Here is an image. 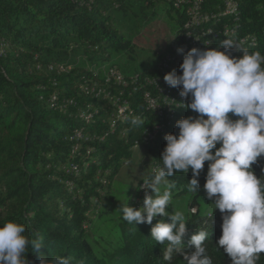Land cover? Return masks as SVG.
Wrapping results in <instances>:
<instances>
[{
    "label": "trees",
    "instance_id": "16d2710c",
    "mask_svg": "<svg viewBox=\"0 0 264 264\" xmlns=\"http://www.w3.org/2000/svg\"><path fill=\"white\" fill-rule=\"evenodd\" d=\"M233 1L237 9L228 14L224 0H204L211 19L187 27L186 8L174 0H0V225L21 223L29 238L43 237L40 251L49 259L65 255L74 264H168L151 227L170 219L129 224L119 211L122 202L137 208L140 183L153 171L124 195L117 177L126 161H135L138 149L160 166L166 134H178L176 122L197 115L179 107L190 98L164 81L173 70L182 74L179 66L190 50L186 32L210 39L212 48L245 36L248 41L238 43L264 55V0ZM224 24L232 34L222 31ZM231 54L242 56L235 49ZM58 64L70 70L49 69ZM147 92L161 103L162 115L145 102ZM123 105L124 115L118 117ZM83 112L92 114L90 121ZM159 122L163 131L145 139ZM77 130L93 140L82 139L73 154L76 141L70 137ZM71 163L76 170H70ZM207 170L208 162L198 193L187 189L191 171L168 178L175 183L171 194L189 195L184 251H194L191 236L206 230L212 264H232L218 248L222 214L203 190ZM253 170L264 177V157ZM167 211H175L174 206ZM27 258L39 264L37 254L29 252ZM171 264H184L183 256H174ZM257 264H264V254Z\"/></svg>",
    "mask_w": 264,
    "mask_h": 264
},
{
    "label": "clouds",
    "instance_id": "9594fccd",
    "mask_svg": "<svg viewBox=\"0 0 264 264\" xmlns=\"http://www.w3.org/2000/svg\"><path fill=\"white\" fill-rule=\"evenodd\" d=\"M233 49L242 56H233ZM177 51L184 53L183 48ZM179 68L182 74L173 70L164 81L179 89L185 100L190 98L179 107L197 115L178 120V134H166L161 165L153 170L151 178L143 180V206L135 208L122 202L119 211L129 224L152 225L158 216L170 219H161L151 227V237L164 246L162 259L168 264L178 254L184 264H212L206 255L208 232L199 230L192 235L189 245L195 250L185 252L184 214L167 211L170 190L175 187L168 178L191 171L187 189L198 193L199 177L208 162L203 190L214 210L222 214L218 248H223L232 264H257L264 254V177H257L253 165L264 157V55L249 52L227 38L215 48L193 47L184 54ZM138 122L136 118L131 120L133 125ZM161 186L165 189L162 194ZM25 233L21 223L0 225V264H32L27 258L29 252L38 255L39 264H74L70 256L49 259L40 251L45 246L43 237L34 234L29 238Z\"/></svg>",
    "mask_w": 264,
    "mask_h": 264
},
{
    "label": "built area",
    "instance_id": "2783aa9c",
    "mask_svg": "<svg viewBox=\"0 0 264 264\" xmlns=\"http://www.w3.org/2000/svg\"><path fill=\"white\" fill-rule=\"evenodd\" d=\"M80 1H88V2H92L93 0H80ZM175 1V5L177 7L179 6H185L186 8V12L187 15L189 17L186 26L187 27H192V26H200L201 23L209 21L211 19V15L206 13L204 11L203 8V1L204 0H174ZM224 4L226 7V13L228 14H232L236 11V3L233 0H224ZM222 31L225 34H232L233 33V29H231V27L228 24H224ZM207 32L209 34L213 33V30L211 28H209L207 30ZM185 38L188 41L189 47L190 49H192L193 47H197V48H201V49H205L207 47H211V40L210 39H205V40H200L199 36L193 35L190 31L186 32L185 34ZM237 42L241 43V44H245L248 39L243 36L240 37L239 39L236 38L235 39ZM254 40H256V38H254ZM49 69L51 70H56L59 73L60 72H65L70 70V67H68L67 65L64 64H58V65H50ZM111 74L113 76H115L117 78V80L121 81L122 77L120 75L119 72L115 71V70H111ZM145 102L147 103V105L154 110L158 115H162L163 114V107L161 105V103L158 102L157 98L155 96H153L150 92H147L145 94ZM126 107L125 105L120 106L119 107V113H118V117H123L124 115V111H125ZM81 116L86 120V121H90L92 114L91 113H87V112H83L81 114ZM164 129V125L162 123H157L154 127L153 130L150 131L146 138L149 139H154L155 136L158 133H161ZM84 139L85 141H92L93 139L90 137H86L82 130H77L74 132V134L70 137V140H75L76 143L73 146L72 149V153L73 154H77L80 150L81 147V140ZM135 147L137 148L138 145H135ZM70 170H76V165L74 163H71L70 165ZM156 167L152 164V171L155 169ZM144 181H142L140 183V192H141V197H139L136 200V207L139 208L141 206H143V200L145 197V189L142 188ZM149 192V194L151 193V190H147ZM163 193V191H161V194ZM170 207V204H169ZM168 207V208H169ZM190 211H195L194 208H191Z\"/></svg>",
    "mask_w": 264,
    "mask_h": 264
},
{
    "label": "rangeland",
    "instance_id": "374dc122",
    "mask_svg": "<svg viewBox=\"0 0 264 264\" xmlns=\"http://www.w3.org/2000/svg\"><path fill=\"white\" fill-rule=\"evenodd\" d=\"M143 33L145 39L149 40V31L143 30ZM229 115L231 116V114ZM232 118L236 119L237 117ZM135 158V161H126L117 177V185L119 188L123 189V195L126 194V190L128 191L130 189V191H132L140 182L141 178L145 177L148 171H152V163L147 153L138 149L135 153ZM162 190L163 187L161 186V191ZM188 198L189 195L187 193L180 195L171 194L170 205L172 204L174 206L175 211H180L185 215L187 213Z\"/></svg>",
    "mask_w": 264,
    "mask_h": 264
}]
</instances>
